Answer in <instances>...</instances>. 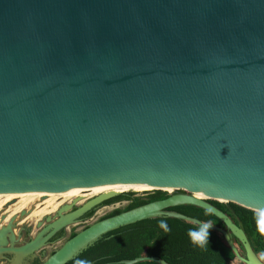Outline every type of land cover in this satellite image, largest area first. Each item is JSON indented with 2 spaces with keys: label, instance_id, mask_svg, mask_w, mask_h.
<instances>
[{
  "label": "water",
  "instance_id": "95a60500",
  "mask_svg": "<svg viewBox=\"0 0 264 264\" xmlns=\"http://www.w3.org/2000/svg\"><path fill=\"white\" fill-rule=\"evenodd\" d=\"M112 183L169 195L88 224L36 264H66L143 219L204 222L172 209L182 204L222 221L210 229L242 264H264L209 200L264 209V0H0V193ZM120 193L60 207L17 245L10 219L0 256L22 264ZM141 261L170 264H115Z\"/></svg>",
  "mask_w": 264,
  "mask_h": 264
},
{
  "label": "trees",
  "instance_id": "16d2710c",
  "mask_svg": "<svg viewBox=\"0 0 264 264\" xmlns=\"http://www.w3.org/2000/svg\"><path fill=\"white\" fill-rule=\"evenodd\" d=\"M135 191L121 192L107 199L106 203L121 200H128L129 202L124 207L115 208L101 218L148 201L165 198L169 195L167 191L161 189L147 190L141 194H137ZM209 200L227 212L241 225L245 232H247L256 252L264 253V234H261L257 228V211L231 201ZM172 209L224 227V223L214 214L201 207L182 204L174 206ZM92 212H89V216ZM161 219L166 221L169 228L168 232H164L158 227V221ZM197 226V224L174 217L143 219L106 233L74 258H88L96 264H115L118 260L135 258L141 255H152L163 258L170 264H231L236 259L234 252L226 243L221 233L216 230L209 229L208 244L204 247H197L191 243L187 235V229L196 228ZM74 234L75 232H72L71 236ZM73 259L66 264H73ZM135 264L159 263L155 261H141Z\"/></svg>",
  "mask_w": 264,
  "mask_h": 264
},
{
  "label": "rangeland",
  "instance_id": "374dc122",
  "mask_svg": "<svg viewBox=\"0 0 264 264\" xmlns=\"http://www.w3.org/2000/svg\"><path fill=\"white\" fill-rule=\"evenodd\" d=\"M127 191H135V190H130V189L123 190V192H127ZM143 191H147V190H137L135 192L137 194H141ZM84 193L88 195H85ZM80 194L83 196H79ZM47 196H49L47 193L44 194L43 197L39 195L38 197L33 199L28 205L23 206V208L18 207L19 205L10 206L9 207L10 211H7V212H4V208H3L7 204H4L1 207L3 209L0 208V226L6 223L7 218L3 219V216L7 215L8 212L9 213L12 212L14 213V215H18L17 218L16 216H14L16 220L14 221V227H13L14 233L17 235V239L15 240L16 245L23 243L25 240L29 239L30 237H33L40 230L42 225H45L48 222L47 217H51V219H54L57 216V213L55 211H57L56 209H59L58 207L60 203H68V201H71V199H73L74 197H77L73 205H81V203H84L87 198L94 197V195H89V193L85 191H81L79 192V194H74V196L60 200L58 202L59 204H57L58 206L52 209V207L49 206L48 204L42 203L45 200L42 198H48ZM128 202H129L128 200H121V201H117L113 203H105L104 205L99 206L98 209L94 213H92L90 217H87L86 219H81L79 221H76L72 224L67 225L64 228V231L61 237L51 242H48L40 250H37L36 252H34L33 255H30L25 260H23L22 264H36L35 263L36 261L38 262L42 261L45 258V256L50 254L54 249L58 248L68 238V235L71 229H75V231H78L82 229L84 226L100 219L102 216L106 215L113 209L118 208V207H124L125 205L128 204ZM22 210H28L27 212L32 211V214L29 216H26V215L21 216V214L19 213ZM42 251H44L45 255L42 254ZM5 256H8V258H4L0 256V264H12L14 261V255L12 253H7L5 254ZM261 257L264 258V256L262 255ZM240 263L241 262L237 258L231 262V264H240Z\"/></svg>",
  "mask_w": 264,
  "mask_h": 264
},
{
  "label": "bare ground",
  "instance_id": "6f19581e",
  "mask_svg": "<svg viewBox=\"0 0 264 264\" xmlns=\"http://www.w3.org/2000/svg\"><path fill=\"white\" fill-rule=\"evenodd\" d=\"M126 189L136 190V191L137 190H152L153 187L150 185H145V184L112 183V184H102V185H94V186L72 187L68 190H64V191H60V192H56V191H29V192L0 193V208L4 204H6L7 202H9L13 199L17 201V204H15V205H17V206L19 205L18 207L23 208V206L28 205L33 199H35L39 195L43 197V195L47 193L49 196H47L48 198H42V199H45L42 203L48 204L49 206L52 207V209H54L58 206L57 204H59L58 202L62 198L63 199L69 198L71 196H74V194H79V192H81V191H85V192L89 193V195L96 196V195H99L101 193L123 192V190H126ZM197 196L198 197H206V196L200 195V194H197ZM15 205H13V206H15ZM6 206L7 205H5V207ZM5 207H3V208H5ZM3 208H1V209H3ZM44 210H45V208H44ZM7 211H10V210L8 209ZM8 214H9V212L7 213V215H4L5 218H7V219H8ZM13 220H14V217H13Z\"/></svg>",
  "mask_w": 264,
  "mask_h": 264
},
{
  "label": "clouds",
  "instance_id": "9594fccd",
  "mask_svg": "<svg viewBox=\"0 0 264 264\" xmlns=\"http://www.w3.org/2000/svg\"><path fill=\"white\" fill-rule=\"evenodd\" d=\"M256 224L258 231L264 234V209H261L257 214ZM213 226L211 221L199 222L196 228L187 229V235L190 242L197 247H204L208 244L209 229ZM158 227L164 232H168L169 228L165 220L158 221ZM264 256V253L261 254ZM73 264H92V260L88 258L77 257L73 259ZM135 264V262H133Z\"/></svg>",
  "mask_w": 264,
  "mask_h": 264
},
{
  "label": "flooded vegetation",
  "instance_id": "af4514ba",
  "mask_svg": "<svg viewBox=\"0 0 264 264\" xmlns=\"http://www.w3.org/2000/svg\"><path fill=\"white\" fill-rule=\"evenodd\" d=\"M85 195H88V194H86V193H84ZM79 196H82L81 194L79 195ZM62 197V196H61ZM76 198L77 197H74L73 199H71V201H68V203H60V205H59V207L58 208H60V207H62V206H65V205H67V204H73L75 201H76ZM89 198H91V197H89ZM89 198H87L86 199V201L89 199ZM61 200H63V198L61 199ZM106 203V200L105 201H103V202H101V203H99V204H97L96 206H94L93 208H91L90 210H88V211H86L85 213H83L80 217H79V220H81V219H86L87 217H90L89 216V212L90 211H93L92 213H94L97 209H98V207L99 206H101V205H104ZM7 204V206L4 208V212H6L8 209H9V207L10 206H13V205H15V204H17V201L16 200H11V201H9L8 203H6ZM82 204V203H81ZM77 206H79V205H73L71 208H69L68 210H66V211H64V213L65 212H67V211H70V210H73V209H75ZM57 211H58V209H56ZM25 212V215L26 216H29V215H31L32 214V211H30V212H28L27 213V211L28 210H22V211H20V213L19 214H21V212ZM57 211H55L56 213H57ZM27 213V214H26ZM14 216H16V218H17V216L18 215H14V213H9L8 214V219L6 220V223L10 220V219H12ZM25 217V216H24ZM16 218H14V220L13 221H15L16 220ZM5 223V224H6ZM87 226V225H86ZM66 227V226H65ZM65 227H63L62 229H60L58 232H56L50 239H49V242H51V241H53V240H55V239H58L59 237H61L62 236V234H63V231H64V228ZM85 227V226H84ZM83 227V228H84ZM72 232H77V231H75V229H71V231H70V233H69V235H68V238L71 236V233Z\"/></svg>",
  "mask_w": 264,
  "mask_h": 264
}]
</instances>
